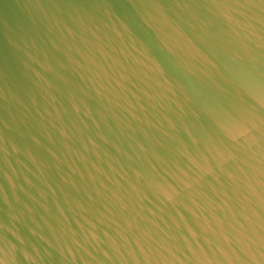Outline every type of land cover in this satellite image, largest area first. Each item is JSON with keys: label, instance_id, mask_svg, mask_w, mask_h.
<instances>
[{"label": "water", "instance_id": "obj_1", "mask_svg": "<svg viewBox=\"0 0 264 264\" xmlns=\"http://www.w3.org/2000/svg\"><path fill=\"white\" fill-rule=\"evenodd\" d=\"M262 87L264 0H0V264H264Z\"/></svg>", "mask_w": 264, "mask_h": 264}, {"label": "snow or ice", "instance_id": "obj_2", "mask_svg": "<svg viewBox=\"0 0 264 264\" xmlns=\"http://www.w3.org/2000/svg\"><path fill=\"white\" fill-rule=\"evenodd\" d=\"M261 90L264 91V87H262ZM193 142L195 143V141H193ZM20 242L23 243L24 241L21 240Z\"/></svg>", "mask_w": 264, "mask_h": 264}]
</instances>
